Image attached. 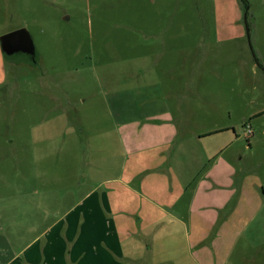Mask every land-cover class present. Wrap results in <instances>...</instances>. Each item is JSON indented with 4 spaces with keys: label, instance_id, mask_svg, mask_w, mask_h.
<instances>
[{
    "label": "rangeland",
    "instance_id": "rangeland-1",
    "mask_svg": "<svg viewBox=\"0 0 264 264\" xmlns=\"http://www.w3.org/2000/svg\"><path fill=\"white\" fill-rule=\"evenodd\" d=\"M244 1L0 0V37L25 28L36 51L6 58L0 47V199L71 172L78 184L127 181L142 143L131 125L167 105L182 162L207 152L209 168L224 148L245 201L213 228L160 216L138 264H264V0Z\"/></svg>",
    "mask_w": 264,
    "mask_h": 264
},
{
    "label": "crops",
    "instance_id": "crops-1",
    "mask_svg": "<svg viewBox=\"0 0 264 264\" xmlns=\"http://www.w3.org/2000/svg\"><path fill=\"white\" fill-rule=\"evenodd\" d=\"M28 61L34 63L32 58ZM156 108L131 125L136 126L142 143L136 148L127 181L120 174L114 187L106 188V181L78 184L77 172H71L54 179L52 184H61L59 187L45 186L42 181L38 188L23 185L14 195L0 199V264H138L147 242L158 241L155 219L160 216L185 228L186 217L189 225L193 218L199 226H218L223 220L218 211L234 197L245 196V178L239 188V171L224 158V148L215 156L220 163L214 161L209 168L207 152L194 154L186 160L190 163L182 162L187 158L186 144L177 141L176 117L167 105ZM148 130H153L150 136ZM139 153L145 156L144 162ZM124 165L122 171H126V162ZM141 171L148 172L146 177L152 181L135 183ZM102 184L105 187H99ZM142 207V217L150 218L146 226L133 212L140 213ZM230 224L231 220H225L221 230L226 231ZM144 231L147 233L142 235ZM222 231L217 240L224 239Z\"/></svg>",
    "mask_w": 264,
    "mask_h": 264
},
{
    "label": "water",
    "instance_id": "water-1",
    "mask_svg": "<svg viewBox=\"0 0 264 264\" xmlns=\"http://www.w3.org/2000/svg\"><path fill=\"white\" fill-rule=\"evenodd\" d=\"M0 46L6 56L24 53L34 57L36 54L32 36L25 28L2 35L0 37Z\"/></svg>",
    "mask_w": 264,
    "mask_h": 264
},
{
    "label": "built area",
    "instance_id": "built-area-1",
    "mask_svg": "<svg viewBox=\"0 0 264 264\" xmlns=\"http://www.w3.org/2000/svg\"><path fill=\"white\" fill-rule=\"evenodd\" d=\"M253 135V131L252 128L248 125L246 127V136L248 137V139Z\"/></svg>",
    "mask_w": 264,
    "mask_h": 264
},
{
    "label": "trees",
    "instance_id": "trees-1",
    "mask_svg": "<svg viewBox=\"0 0 264 264\" xmlns=\"http://www.w3.org/2000/svg\"><path fill=\"white\" fill-rule=\"evenodd\" d=\"M242 2L244 3V8L247 9V6H248L247 3H246L244 0H242ZM212 134H213V133H212ZM212 134H211V135H212Z\"/></svg>",
    "mask_w": 264,
    "mask_h": 264
}]
</instances>
